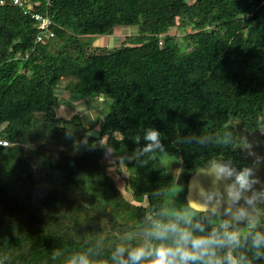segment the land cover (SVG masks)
<instances>
[{
    "label": "trees",
    "instance_id": "trees-1",
    "mask_svg": "<svg viewBox=\"0 0 264 264\" xmlns=\"http://www.w3.org/2000/svg\"><path fill=\"white\" fill-rule=\"evenodd\" d=\"M32 1L52 38L36 42V22L0 5V264H264L258 217L238 223L186 200L189 177L218 160L247 177L235 125L264 129V0ZM188 25L187 48L161 47ZM130 26L137 34L113 48L80 40ZM68 74L69 103L112 100L105 149L80 142L92 127L78 115L56 118ZM105 156L127 177L105 172ZM163 158L180 168L186 214L166 204L175 175Z\"/></svg>",
    "mask_w": 264,
    "mask_h": 264
},
{
    "label": "water",
    "instance_id": "water-1",
    "mask_svg": "<svg viewBox=\"0 0 264 264\" xmlns=\"http://www.w3.org/2000/svg\"><path fill=\"white\" fill-rule=\"evenodd\" d=\"M235 129L239 141L247 144L243 148L246 179L238 182L229 165L218 160L189 177L186 200L195 211L243 223L264 212V129L248 131L240 124Z\"/></svg>",
    "mask_w": 264,
    "mask_h": 264
},
{
    "label": "rangeland",
    "instance_id": "rangeland-1",
    "mask_svg": "<svg viewBox=\"0 0 264 264\" xmlns=\"http://www.w3.org/2000/svg\"><path fill=\"white\" fill-rule=\"evenodd\" d=\"M137 27L130 26V27H124V28H116L113 31H111V34L106 36H90V37H82L80 38L81 42L86 44H91L93 47L100 46V47H108L113 48L116 46H119L121 42L124 41L125 38L132 37L133 35L137 34ZM188 32H193L191 27L189 25L186 27L185 30L180 31L176 27H173L169 31L170 40L166 43L161 40V47L166 48L167 44H170V46L174 47L175 45H181L183 49L186 47L187 41L184 39V36ZM187 48V47H186ZM73 79V76L71 74H68L67 76L61 78L59 81V85L57 86V98L59 100V105L56 107V118L63 119V120H69L73 115H78L82 121L86 124L88 127H92V131L89 133V135H84L80 142H87L89 141V138L93 137L95 138L93 140L92 144H98V147H102L105 149V140H100L98 136L99 131V119L101 115V108L104 106L105 102H112L111 99H108L106 101L102 99H85L77 102H73V104L69 103L68 99V92H69V85ZM92 138V139H93ZM79 140V139H78ZM95 141V142H94ZM98 141V142H97ZM73 142V144H72ZM76 140L73 138L71 140V146L74 148L76 146ZM61 146L62 144L59 143ZM59 144L52 145L49 142V152L54 153L59 151H65L67 152L68 148L61 147ZM46 147V146H45ZM44 148V147H43ZM172 162H175V160H171L169 158H163L162 164L166 167L170 168L172 167V172L175 175V183L173 185V189L170 191V193L167 196L166 204L169 205V208L171 210H174L176 212H180V210H184L186 214V203L184 201V180L182 179L180 168L179 167H173L171 165ZM173 164V163H172ZM103 168L104 171L109 173L113 178L115 176H118L119 170L123 172L124 177H127V172L125 170V167L121 162L116 163L114 160L109 158L108 156H105L103 159ZM170 166V167H169ZM186 183V182H185ZM181 213V212H180ZM183 214V213H182ZM264 215V212L262 213ZM262 214L258 216L259 221H262L264 223V218L262 220ZM255 220L253 223L258 221ZM106 225V222H105ZM250 226L248 225L247 228ZM130 233V232H129ZM134 237H136V233ZM138 240H140L142 243H144V246L149 247V241L147 237H145L142 234L137 233ZM137 242V240H136ZM139 242V241H138ZM140 243V245L143 246V244ZM143 246V247H144Z\"/></svg>",
    "mask_w": 264,
    "mask_h": 264
},
{
    "label": "built area",
    "instance_id": "built-area-1",
    "mask_svg": "<svg viewBox=\"0 0 264 264\" xmlns=\"http://www.w3.org/2000/svg\"><path fill=\"white\" fill-rule=\"evenodd\" d=\"M6 2L7 0H0V5H4L6 4ZM8 2L12 6L20 8L24 15H29L31 19L36 22V42H41L54 36V34L50 30L52 24L51 20L47 15L34 12L33 7L37 4H35L32 0H8ZM7 146H9L8 141L0 139V148H5Z\"/></svg>",
    "mask_w": 264,
    "mask_h": 264
},
{
    "label": "clouds",
    "instance_id": "clouds-1",
    "mask_svg": "<svg viewBox=\"0 0 264 264\" xmlns=\"http://www.w3.org/2000/svg\"><path fill=\"white\" fill-rule=\"evenodd\" d=\"M7 2H8V0H7ZM156 138H157V134H156V133H151V134L147 137V139H150V140H153V141H155Z\"/></svg>",
    "mask_w": 264,
    "mask_h": 264
},
{
    "label": "flooded vegetation",
    "instance_id": "flooded-vegetation-1",
    "mask_svg": "<svg viewBox=\"0 0 264 264\" xmlns=\"http://www.w3.org/2000/svg\"><path fill=\"white\" fill-rule=\"evenodd\" d=\"M264 143V142H263ZM238 181V180H237ZM244 181V180H243ZM238 182H241V181H238Z\"/></svg>",
    "mask_w": 264,
    "mask_h": 264
}]
</instances>
